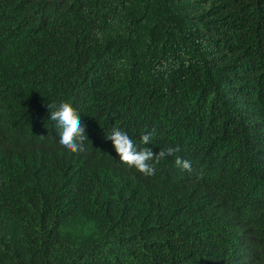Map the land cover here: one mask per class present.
<instances>
[{
	"label": "trees",
	"instance_id": "trees-1",
	"mask_svg": "<svg viewBox=\"0 0 264 264\" xmlns=\"http://www.w3.org/2000/svg\"><path fill=\"white\" fill-rule=\"evenodd\" d=\"M0 264H264V0H0Z\"/></svg>",
	"mask_w": 264,
	"mask_h": 264
},
{
	"label": "clouds",
	"instance_id": "clouds-1",
	"mask_svg": "<svg viewBox=\"0 0 264 264\" xmlns=\"http://www.w3.org/2000/svg\"><path fill=\"white\" fill-rule=\"evenodd\" d=\"M50 120L55 122L59 136V143L72 153H82L86 150L85 141L88 140L85 126L81 122L80 115L71 103L61 102L58 106L48 104ZM151 133L141 134L140 140L143 145L151 141ZM118 155L120 161L131 168H135L144 176L155 175L156 164L169 156H176L178 147L165 146L159 152L151 147L137 148L132 138L120 128H113L106 134ZM175 165L182 170L192 172V162L176 156Z\"/></svg>",
	"mask_w": 264,
	"mask_h": 264
}]
</instances>
